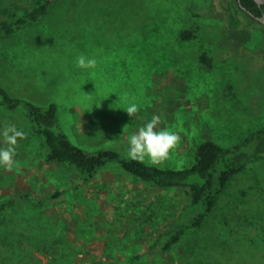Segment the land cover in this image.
Listing matches in <instances>:
<instances>
[{"label": "rangeland", "instance_id": "374dc122", "mask_svg": "<svg viewBox=\"0 0 264 264\" xmlns=\"http://www.w3.org/2000/svg\"><path fill=\"white\" fill-rule=\"evenodd\" d=\"M34 1L0 0V20ZM196 22L210 34L180 39ZM206 50L210 69L200 61ZM81 53L96 57L95 69L76 66ZM0 82L13 95L56 102L63 130L91 151L127 155L128 137L159 115V127L182 138L159 166H190L204 140L232 146L264 125V22L237 0H59L41 24L0 39ZM131 103L140 106L134 117L124 109ZM5 123L28 137L18 140V166L0 167V199L62 192L41 209L0 214V264H129L137 253L156 264H264V161L235 174L203 224L163 249L159 231L186 188L111 170L84 183L46 160L23 109L0 110V129ZM161 200L167 215L154 210Z\"/></svg>", "mask_w": 264, "mask_h": 264}, {"label": "trees", "instance_id": "16d2710c", "mask_svg": "<svg viewBox=\"0 0 264 264\" xmlns=\"http://www.w3.org/2000/svg\"><path fill=\"white\" fill-rule=\"evenodd\" d=\"M58 1L35 0L30 5H18L10 18L0 20V39L10 37L28 26L41 24ZM237 1L240 11L253 18L264 15V4L260 5L256 0ZM234 15L238 21L235 12ZM209 29L210 27L196 22L195 26L183 29L179 37L182 40L203 37L210 34L207 31ZM200 61L207 69L212 68L215 63L209 50L200 53ZM242 77H248L247 70L244 73L241 71L239 82L243 80ZM232 88L233 86H230V89ZM18 109L25 111L33 130L42 137L46 160L66 164L84 179V183L92 181L102 171L111 170L120 171L144 184L161 189L186 188L188 198L184 202L172 207L167 204V207H171L168 215L172 216L173 220L166 231H159V239L161 235L165 237L163 249H170L190 228L203 224L235 174L245 170L251 163L264 161V125L245 135L232 146H223L211 139L204 140L198 145L190 166L161 167L131 160L128 155L114 148L94 151L84 148L63 130L56 102L41 104L27 97L13 95L0 82V110ZM61 192L57 190L39 198L28 194L2 198L0 214L9 209L25 207L41 209L47 201L59 197ZM163 203L165 202L162 200L158 201L154 210L158 209L161 215H167V207L164 206L161 210ZM12 223L4 224L9 227ZM140 256L138 253L133 254L129 264H156L152 259L138 262Z\"/></svg>", "mask_w": 264, "mask_h": 264}, {"label": "clouds", "instance_id": "9594fccd", "mask_svg": "<svg viewBox=\"0 0 264 264\" xmlns=\"http://www.w3.org/2000/svg\"><path fill=\"white\" fill-rule=\"evenodd\" d=\"M75 63L81 69H95L98 62L95 56L81 53L76 57ZM124 109L130 117H134L140 111V106L131 103ZM160 123V116L153 114L150 121L128 137L127 155L131 160L143 163L147 159L152 166H159L170 159L182 138L176 131L160 128ZM0 137L6 145L0 147V167L11 171L18 166V140L27 139L28 133L18 129L15 124L5 123L0 129Z\"/></svg>", "mask_w": 264, "mask_h": 264}, {"label": "water", "instance_id": "95a60500", "mask_svg": "<svg viewBox=\"0 0 264 264\" xmlns=\"http://www.w3.org/2000/svg\"><path fill=\"white\" fill-rule=\"evenodd\" d=\"M260 5L264 4V0H256ZM257 19L260 21L264 22V15L263 16H258Z\"/></svg>", "mask_w": 264, "mask_h": 264}]
</instances>
